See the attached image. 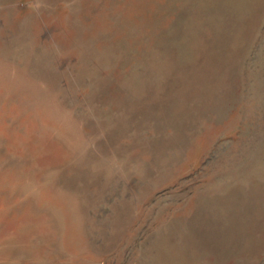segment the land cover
Listing matches in <instances>:
<instances>
[{"label":"rangeland","instance_id":"1","mask_svg":"<svg viewBox=\"0 0 264 264\" xmlns=\"http://www.w3.org/2000/svg\"><path fill=\"white\" fill-rule=\"evenodd\" d=\"M0 264H264V0H0Z\"/></svg>","mask_w":264,"mask_h":264},{"label":"bare ground","instance_id":"2","mask_svg":"<svg viewBox=\"0 0 264 264\" xmlns=\"http://www.w3.org/2000/svg\"><path fill=\"white\" fill-rule=\"evenodd\" d=\"M192 35H193V34H192ZM184 45H185V44H184ZM187 49H188V48H187ZM187 49H186V50H187ZM180 56H181V55H180Z\"/></svg>","mask_w":264,"mask_h":264}]
</instances>
